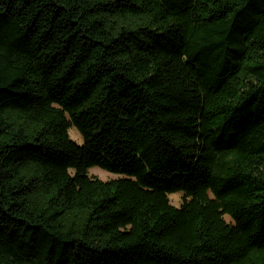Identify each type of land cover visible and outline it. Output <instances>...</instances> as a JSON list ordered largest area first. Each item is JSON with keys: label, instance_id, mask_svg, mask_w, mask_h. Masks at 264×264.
I'll return each mask as SVG.
<instances>
[{"label": "trees", "instance_id": "16d2710c", "mask_svg": "<svg viewBox=\"0 0 264 264\" xmlns=\"http://www.w3.org/2000/svg\"><path fill=\"white\" fill-rule=\"evenodd\" d=\"M0 264H264V0H0Z\"/></svg>", "mask_w": 264, "mask_h": 264}, {"label": "rangeland", "instance_id": "374dc122", "mask_svg": "<svg viewBox=\"0 0 264 264\" xmlns=\"http://www.w3.org/2000/svg\"><path fill=\"white\" fill-rule=\"evenodd\" d=\"M70 135L76 141L81 142V138L75 129L72 128L70 130ZM89 174L92 176L98 177L102 180H107L110 178L117 177V175L109 173V172L102 170L100 168H97V167L89 169ZM169 199L174 206H179L181 203V200H182V193L178 192V193L170 194Z\"/></svg>", "mask_w": 264, "mask_h": 264}]
</instances>
